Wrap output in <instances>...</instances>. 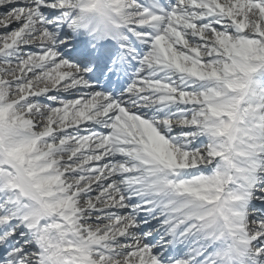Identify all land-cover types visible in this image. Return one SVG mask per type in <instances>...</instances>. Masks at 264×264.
<instances>
[{
  "label": "snow or ice",
  "instance_id": "snow-or-ice-1",
  "mask_svg": "<svg viewBox=\"0 0 264 264\" xmlns=\"http://www.w3.org/2000/svg\"><path fill=\"white\" fill-rule=\"evenodd\" d=\"M0 264H264V0H0Z\"/></svg>",
  "mask_w": 264,
  "mask_h": 264
}]
</instances>
